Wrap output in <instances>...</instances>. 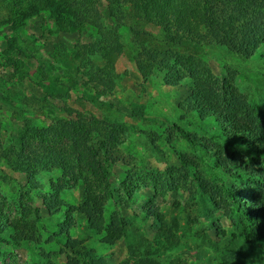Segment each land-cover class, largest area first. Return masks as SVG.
Instances as JSON below:
<instances>
[{
	"label": "rangeland",
	"instance_id": "obj_1",
	"mask_svg": "<svg viewBox=\"0 0 264 264\" xmlns=\"http://www.w3.org/2000/svg\"><path fill=\"white\" fill-rule=\"evenodd\" d=\"M38 1L0 0V211L11 221L22 222L27 219L26 207L39 236L37 242L0 240V264H67L66 238L54 236L65 216L50 215L42 201L43 195L54 192L52 183L64 173L60 167L39 169L34 176L39 186H32L23 172L25 164L16 156L15 144L27 136L25 118L34 129H48L55 120L70 117L68 108L82 113L85 120L98 122V136L110 154L104 224L114 221L123 232L114 244L102 243L99 235L87 232L84 216L73 212L70 236H89L85 244L109 264L128 257L131 244L137 254L153 257L159 264L173 260L178 264H222L227 241L239 230L227 210L225 187L212 172L215 155L222 151L221 157L241 173L249 170L264 177V166L259 167L244 151L226 148L223 140H215L216 146L205 144L203 139L218 134L219 128L211 116L201 120L187 104L198 94L193 91L196 83L204 84L214 96L233 88L264 123V43L250 57L240 58L200 26L192 35L200 49L190 52L201 62L198 71L188 72L170 63V69H164L159 64L162 58L154 64L146 59L128 30L134 23L131 9L135 0H112L115 9L125 15V24L115 36L119 50L113 53L111 68L106 65L110 45L95 27L81 23L71 29L57 25L56 20L58 16L72 17L75 6L98 13L108 26L113 18L107 0H43L46 8L31 12ZM170 1L197 0H160L147 11L161 15ZM71 21L73 18L66 20ZM145 28L159 34V28L149 24ZM136 58L142 60L144 71ZM180 129L192 135L190 139ZM202 145H208L209 151ZM9 151L15 154L9 156ZM181 154L196 164L184 170ZM232 154L238 156L237 162ZM199 178L210 183L208 190L199 184ZM123 181L128 182L126 189ZM223 181L241 186L245 202L252 198L244 193L262 189L247 177H225ZM60 185L59 198L67 204L75 206L83 200L82 180L75 183L66 178ZM152 204L169 223L175 219L179 224L173 230L177 240L172 247L162 248L155 241L157 227L144 211ZM245 264H264V239L248 249Z\"/></svg>",
	"mask_w": 264,
	"mask_h": 264
},
{
	"label": "trees",
	"instance_id": "obj_2",
	"mask_svg": "<svg viewBox=\"0 0 264 264\" xmlns=\"http://www.w3.org/2000/svg\"><path fill=\"white\" fill-rule=\"evenodd\" d=\"M149 3H137L133 1L132 9L134 23L128 26L135 44L141 48L146 59L152 64L159 58L161 68L170 69L171 65L181 66L188 72L196 69L198 71L200 61L190 52L200 49L199 44L192 39L195 29L203 26L217 44L225 46L240 58L250 57L257 46L264 43V0H197L194 3L167 2L161 15H152L147 10L149 6L156 5L160 0H148ZM68 2V1H66ZM110 16L113 24L106 26L101 22L100 15L90 9L75 7L71 16L56 17L57 25L66 28L77 29L81 23H88L97 29L99 37L110 45L107 52V64L113 68V53L119 50L115 36L121 25L125 24L124 16L119 9H115L114 2L107 0ZM43 0L33 5L31 12L45 9ZM70 16V15H69ZM73 18V22H66ZM19 21L17 24H19ZM157 29L158 35L148 31L146 25ZM194 26V28H193ZM264 58V55H263ZM137 65L143 70L142 60L136 58ZM144 71V70H143ZM174 78V77H173ZM177 82V79L175 80ZM224 93L214 96L206 89L204 84L196 83L193 88L198 94L188 102V108L195 111L199 118L212 117L219 128L218 134H213L210 139H203L205 144H214L215 140H223L225 147L241 150L254 157L259 167L264 166V123L258 115L249 111L243 97L235 92L233 88H224ZM68 108L66 112L69 118L57 119L53 123L55 129H34L31 120L25 118V134L32 132L31 137H21L15 144L18 151L17 158L25 164L24 173L29 183L37 187L39 183L34 176L39 169L52 170L61 168L63 176L57 182H53L54 192L43 195L42 201L45 210L50 215L62 213L64 222L58 224V230L54 236L65 237L64 247L67 249V264H109L105 257L99 256L93 248H89L85 242L89 238H75L69 234L73 226L71 214L78 212L85 218V229L89 234L100 236V241L105 244H114L116 239L122 235L121 226L112 222L108 226L104 224L103 209L106 202V192H109L107 180L109 147L99 138L96 126L98 122L94 119L85 120L80 112L75 113ZM181 130V129H180ZM35 131V133L33 132ZM185 138L190 139L188 132L181 130ZM57 147V148H56ZM206 152L208 145H202ZM224 149V148H223ZM225 150V149H224ZM10 155L15 151H9ZM222 151L215 155L213 174L223 183L225 195L227 196V210L229 216L238 225L239 234L233 235L227 241L225 252L222 254V264H245L248 249L252 248L260 240L264 239V177L254 171L246 170L241 173L233 169L231 161L221 157ZM6 155V158L9 157ZM184 162L183 169L196 163L186 155L181 154ZM234 162L238 156L232 154ZM50 166V167H49ZM247 177L261 185L262 189L257 193L246 192L245 195L252 199L245 202L241 186L224 182V178ZM66 178L75 183L82 180L85 184L83 200L75 205H69L59 198L62 188L60 183ZM203 189L208 190L210 183L205 179H197ZM59 183V184H58ZM204 183V184H203ZM126 189L128 182L123 181ZM104 190V194L101 191ZM130 194V192H129ZM128 198V197H127ZM226 208V207H224ZM145 217L151 219L157 227L155 235L156 243L162 248L174 246L177 237L173 230L179 227L178 222L173 219L170 223L157 206L147 205L144 208ZM27 219L22 222L11 221L7 215L0 211V240L4 242H37L39 236L35 230L36 223L28 219L31 213L25 207ZM10 229L12 231H10ZM9 231L8 233L6 232ZM218 232L224 235V231L218 228ZM242 240V241H241ZM49 264H55L49 262ZM119 264H159V262L148 255L137 254L134 245L129 246V255ZM169 264H178L172 261Z\"/></svg>",
	"mask_w": 264,
	"mask_h": 264
}]
</instances>
